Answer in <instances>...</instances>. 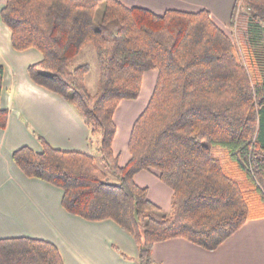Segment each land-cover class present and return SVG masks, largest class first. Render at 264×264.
<instances>
[{
  "label": "trees",
  "instance_id": "obj_1",
  "mask_svg": "<svg viewBox=\"0 0 264 264\" xmlns=\"http://www.w3.org/2000/svg\"><path fill=\"white\" fill-rule=\"evenodd\" d=\"M240 2L234 36L207 9L157 14L119 0H7L1 10L14 49L43 55L28 68L33 82L79 112L116 180L97 154L57 149L40 135L43 151L23 146L13 153L15 163L26 176L61 188L68 213L110 219L130 233L139 264H155L158 242L184 238L214 251L247 221L264 218V0H242L238 12ZM87 44L99 54L94 95L86 83L90 64H73ZM149 70L158 72L156 86L121 166L113 150L115 112L139 97ZM4 77L0 63L1 129L9 118L1 107ZM143 170L157 171L173 190L169 213L135 182ZM0 264L65 262L54 243L16 237L0 239Z\"/></svg>",
  "mask_w": 264,
  "mask_h": 264
},
{
  "label": "crops",
  "instance_id": "obj_2",
  "mask_svg": "<svg viewBox=\"0 0 264 264\" xmlns=\"http://www.w3.org/2000/svg\"><path fill=\"white\" fill-rule=\"evenodd\" d=\"M119 1L157 14L169 9H207L226 29L231 25L237 0ZM6 2L0 0V63L5 68L1 107L9 111L6 128H0V239L31 237L50 241L58 247L65 264H139V248L130 233L110 219L89 221L68 213L62 205L61 188L26 176L15 163L13 153L23 146L43 151L38 135L64 151L95 155L97 144L89 143L90 129L69 102L31 79L28 68L40 62L43 55L33 48L14 49L12 31L1 18ZM157 78L156 70L146 71L139 97L122 101L115 112L113 150L121 166L131 158V132L153 95ZM134 179L148 189L149 199L163 212L171 211L173 190L157 171L143 170ZM153 259L155 264H264V218L247 221L214 251L184 238L158 242Z\"/></svg>",
  "mask_w": 264,
  "mask_h": 264
},
{
  "label": "rangeland",
  "instance_id": "obj_3",
  "mask_svg": "<svg viewBox=\"0 0 264 264\" xmlns=\"http://www.w3.org/2000/svg\"><path fill=\"white\" fill-rule=\"evenodd\" d=\"M240 5H242V7L241 9L238 10V12L243 11L244 9V6H243L244 4L242 3V0L240 2ZM102 9H103V6L101 5L97 11V21L101 19ZM262 27L263 28L261 30L262 31L261 37L259 39H260V43L262 44L260 48L262 47L261 49H264V24H262ZM226 30L229 34H232L233 36L237 34L235 27H232L231 25L226 27ZM84 63H89L91 66V70L88 73L87 78H86V83H87V88L89 92L94 95L97 91V81H98L99 73H100V63H99L98 51L96 50L93 44H87L86 46H84L81 53L76 57L73 64L74 66H78ZM262 74L264 75V67L262 68ZM96 158H97V164L108 174L110 180L114 182L116 180V177L112 173V170L109 168H106L102 164L99 154H97ZM263 184H264V178H263Z\"/></svg>",
  "mask_w": 264,
  "mask_h": 264
},
{
  "label": "water",
  "instance_id": "obj_4",
  "mask_svg": "<svg viewBox=\"0 0 264 264\" xmlns=\"http://www.w3.org/2000/svg\"><path fill=\"white\" fill-rule=\"evenodd\" d=\"M143 242L145 243V238H144V236H143Z\"/></svg>",
  "mask_w": 264,
  "mask_h": 264
}]
</instances>
